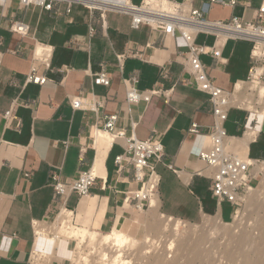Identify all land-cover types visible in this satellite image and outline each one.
I'll return each instance as SVG.
<instances>
[{
	"label": "crops",
	"instance_id": "1",
	"mask_svg": "<svg viewBox=\"0 0 264 264\" xmlns=\"http://www.w3.org/2000/svg\"><path fill=\"white\" fill-rule=\"evenodd\" d=\"M202 1L192 0V5L198 7ZM262 2L249 0L246 6L233 7L215 4L208 18L225 20L235 15L248 21ZM12 20L27 25V34L12 32ZM213 40L212 35L201 33L195 38L199 44ZM148 43L150 47H145ZM135 48L143 50L142 58L127 57L120 70L116 55ZM186 50L177 33L160 34L146 25L132 28L129 14L112 9L90 10L79 3L68 7L55 1L47 10L17 0L0 8V264L31 263L37 226H50L56 216L50 170L70 179L78 171L93 169L96 134L105 133V114H117L115 127L127 137L160 139L164 155L161 161H153L158 183L146 206L135 208L127 197L137 186L132 166L123 162L118 170L114 162L124 151V140L111 139L103 156V172L88 195H68L76 226L101 233L118 228L130 236L142 225L148 232L155 214L190 224L207 218L233 220L236 206L212 195L213 170L198 157L199 150L210 147L214 117L208 94L179 82L186 73L178 54ZM251 51V41L228 39L221 46L222 63L209 55L200 59L215 85L235 95L247 83ZM35 54L47 58L49 67L33 61ZM32 64L46 77L44 83L25 82ZM167 64L168 76L162 77L160 67ZM102 68L109 73L108 86L92 83V75ZM131 75L137 76L139 91L167 92L151 96L148 102L128 103L123 80ZM73 95L101 98L103 107L97 113L73 109L69 103ZM6 111H11L8 119L2 115ZM257 114L238 105L228 110L223 123L226 151L264 160V115L259 120ZM193 123L199 126L198 134L188 131ZM72 244L69 240L53 250L45 248L41 262L70 264Z\"/></svg>",
	"mask_w": 264,
	"mask_h": 264
},
{
	"label": "built area",
	"instance_id": "2",
	"mask_svg": "<svg viewBox=\"0 0 264 264\" xmlns=\"http://www.w3.org/2000/svg\"><path fill=\"white\" fill-rule=\"evenodd\" d=\"M9 0H0V8L6 6ZM24 6L37 5L50 10L55 1L66 2L68 7L72 3H79L90 10L112 9L118 12L127 13L131 16V27L138 28L141 25L150 27L152 31L160 34L177 33L187 46L186 52L178 55L183 58V71L186 76L180 78L179 82L189 84L208 94L214 123L209 132L210 147L201 149L198 152L199 159L212 168L211 192L217 200H227L236 206L240 205L245 194L251 189L252 180L255 175L251 169L259 159L250 160L241 158L229 153L224 148L227 137L223 123L227 118L228 110L237 105V100L232 92L226 91L215 85L212 77L206 72L200 56L209 55L216 63H222L221 46L228 40H247L252 42L251 67L247 82H264V3L254 11L252 18L244 21L243 17L232 15L225 20L209 19L208 13L215 4L233 7L239 3L248 5L249 0H203L198 7L192 5V0H141L134 4L131 0H17ZM69 9H67L68 11ZM10 30L20 35L27 34L28 26L24 23L10 21ZM93 29L90 28L91 34ZM212 35L214 40L211 44H199L195 42L198 34ZM145 47H150V43ZM142 49H128L116 55V64L121 70L122 62L127 57L142 58ZM1 57V53H0ZM33 61H41L45 67H49L47 58H41L35 54ZM168 65H162L160 75L168 76ZM259 70V71H258ZM46 77L37 73V67L32 64L26 74L25 82L42 84ZM125 83V99L128 103L148 102L153 95H165L166 90L151 88L139 91L137 89L138 78L131 75L123 80ZM94 85L108 86L110 84L109 73L102 68L92 75ZM70 106L73 109L85 108L97 113L103 107V100L92 96L89 99L81 95L69 97ZM3 117L8 119L11 111H6ZM102 129L111 136L112 140L123 139L124 151L115 156L114 162L119 170L123 162L131 164L133 171V182L137 185L133 190L128 191V199L137 209H142L149 202L150 197L155 193L158 183V176L153 161H161L164 150L158 137L153 135L144 140L133 136H125L124 132L117 130L115 123L117 114L103 115ZM19 125V124H18ZM190 133L198 134L199 126L195 123L188 130ZM29 174H27L28 176ZM49 183L53 188L51 205L59 213H71L73 211L67 206V198L71 192L79 196H86L94 185L97 175L93 169L78 171L76 176L70 179L60 178L56 170H50ZM55 216V218H56ZM75 225V224H74Z\"/></svg>",
	"mask_w": 264,
	"mask_h": 264
},
{
	"label": "rangeland",
	"instance_id": "3",
	"mask_svg": "<svg viewBox=\"0 0 264 264\" xmlns=\"http://www.w3.org/2000/svg\"><path fill=\"white\" fill-rule=\"evenodd\" d=\"M138 1L133 0L134 3ZM262 88L264 91V82L245 83L242 92L235 94L239 100L237 105L259 111L264 104V93H260ZM261 161L254 166L255 179L252 180L251 189L237 206L238 213L234 214L233 220L223 222L207 218L200 223L190 224L155 214L148 232L145 225L131 231L130 244L123 251L125 259L129 260V264H158L159 260H164L166 264L173 261L170 264H264V160ZM57 216L50 226L41 225L49 235L60 227ZM72 226L75 229L79 227L73 223ZM96 233L102 237L109 232L95 231ZM201 235L202 238L205 236L204 241L201 240L198 250L193 249ZM63 236L45 243L37 255L33 251L30 264H44L41 262L45 255L44 249L53 250L56 246L66 244L68 239ZM72 242L70 264H101L99 262L102 260L96 249L90 245L76 244L74 240ZM191 248L201 254H196Z\"/></svg>",
	"mask_w": 264,
	"mask_h": 264
},
{
	"label": "bare ground",
	"instance_id": "4",
	"mask_svg": "<svg viewBox=\"0 0 264 264\" xmlns=\"http://www.w3.org/2000/svg\"><path fill=\"white\" fill-rule=\"evenodd\" d=\"M261 53L264 54V51H261ZM240 85L241 84L239 83L237 86H240ZM236 88H238V87H236ZM261 92L264 93L263 88L260 90V93ZM255 111H256V109H255ZM257 112H258L257 116L259 117V120H261L263 115H264V104H263L262 108L259 111H257ZM249 135H250V133H249ZM110 143H111V137L109 136V134H106V132L105 133H102L100 131L97 132V134H96V142H95V146L97 148V149H95V150H97V153H96L97 154L96 155L97 158L95 156V158H96L95 161L96 162H94L95 165L93 167V171H94V173L96 175H99V174H101L103 172V156L105 155V152H106L107 148L109 147ZM235 213L237 214L238 210H236ZM57 220L59 221L60 227H59V229L57 228L58 230H56L55 232L52 229L54 233L50 234V235L46 233V230L44 229V227L42 228V226L40 224L37 226L36 239H35V244H34V247H33V251H34V253L36 255L42 250V248H43L45 243L50 242V240H52V239L58 238L60 235H64L63 237L67 238L68 241L69 240H74V241H76V244H83V246L90 245L91 247L96 249V251L99 252L98 253L99 256L101 257L102 261L99 262L101 264H129V260L125 259L124 253H123L124 248L126 246H128V243L130 241L129 240L130 236L127 234L128 232L126 233L125 231H123V229L121 230V229H118V228H114L109 233L104 234L102 237H100L101 235L99 236V235H97V233L95 234V231L94 230H90L89 228H85V227H80L79 226L78 229H75L72 226L70 213H67V214L66 213H59L58 216H57ZM56 224H57V222H56ZM55 227H56V225H55ZM168 228H170V227H168ZM204 237L205 236H203V238ZM242 237H244V234L242 235ZM65 238H63V239H65ZM118 238L122 239L124 241V243L118 244L117 243V239ZM203 238H202V235H201V238H199L198 241L195 243L193 249H196V250L199 249V244L202 241H204V239H205V238L204 239ZM148 240L146 239V241H148ZM145 243H147V242H145ZM151 245H152V243H151ZM86 247H88V246H86ZM197 252H195V253L197 254ZM198 253H200V251ZM173 262H170V263H173ZM158 264H166V263L164 262V260L163 261L159 260Z\"/></svg>",
	"mask_w": 264,
	"mask_h": 264
},
{
	"label": "clouds",
	"instance_id": "5",
	"mask_svg": "<svg viewBox=\"0 0 264 264\" xmlns=\"http://www.w3.org/2000/svg\"><path fill=\"white\" fill-rule=\"evenodd\" d=\"M117 243H118V244H122V243H124V241H123L122 239L118 238V239H117Z\"/></svg>",
	"mask_w": 264,
	"mask_h": 264
}]
</instances>
